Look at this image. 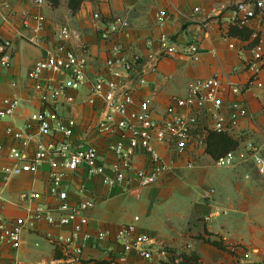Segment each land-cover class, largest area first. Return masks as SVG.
<instances>
[{
	"label": "crops",
	"instance_id": "crops-1",
	"mask_svg": "<svg viewBox=\"0 0 264 264\" xmlns=\"http://www.w3.org/2000/svg\"><path fill=\"white\" fill-rule=\"evenodd\" d=\"M242 1L245 0H45L39 5L35 0H0V43L11 44L10 67L0 65V103L6 98L21 100L17 113L0 126V146L4 148L0 155V215L9 223L27 221L21 248L16 251L6 245L1 247L0 264H151L135 251L126 253L116 243L119 228L133 223L135 217L140 218L141 233L169 249L170 262L166 264H184L181 255H195L199 264H264V166L256 162L257 157L264 161V90L250 85L252 75L248 70L255 61L254 32L259 33L264 46V9L258 10L259 16L249 27L242 28L236 23L237 6ZM160 13L165 15L162 25L156 20ZM95 15H100V20ZM41 16L45 21L38 31L35 18ZM116 18L129 22V35L117 34L103 40L101 34ZM63 27L72 32L67 40L70 49L77 53L87 49L89 82L80 91H69L57 103V112L77 122L73 142H96L105 161L115 160L107 151V141L87 138L102 116L103 103L91 105L88 100L95 80L108 75L107 62L116 47L129 60L140 57L141 70L147 66L148 55L159 51L163 35L181 46H198L199 62L180 53L167 56L160 61L156 73L145 76L144 86L137 81L128 84L136 103L150 101L159 119L173 97L187 95L190 83L211 77L240 87V95L228 91L224 100L226 105L238 103L248 112L230 135L238 144L232 168H218L216 159L203 151H192L182 159L159 146L162 156L176 163L175 169L138 196L108 188L101 179L89 178L84 169L68 174L63 190L71 202L87 199L96 203L85 214V231L92 239L79 262H74L73 252L57 241L58 237L69 236L71 227L58 229L29 220L33 208H52L56 204L49 197L50 166L45 164L38 173H24L9 180L2 172V168L16 164L8 157L10 149H20L31 157L40 141L50 140L41 138L38 125L31 121L33 114L49 101L44 100L29 74L49 52L58 49ZM150 41L152 47L148 45ZM261 76L264 79L263 73ZM48 78L55 84L65 80L63 73L52 72L44 74L40 83ZM199 123L200 132L211 125L207 112L200 116ZM8 128L30 136L29 146L23 147L21 141L9 136ZM56 140L62 137L56 136ZM187 160L195 161L193 169L185 167ZM135 166L148 168L150 160L141 154ZM211 189L216 191L215 196L203 200V194ZM34 193H40L42 199L34 202ZM175 203L179 205L174 208L171 204ZM98 232H108L110 236L100 241Z\"/></svg>",
	"mask_w": 264,
	"mask_h": 264
},
{
	"label": "built area",
	"instance_id": "built-area-1",
	"mask_svg": "<svg viewBox=\"0 0 264 264\" xmlns=\"http://www.w3.org/2000/svg\"><path fill=\"white\" fill-rule=\"evenodd\" d=\"M42 5L45 0H35ZM264 9L263 0H245L237 6L236 23L244 28L249 27L259 16L258 10ZM100 20V15H95ZM42 29L45 18H35ZM156 20L164 24L165 15L160 13ZM129 22L124 18H116L108 24L101 34L103 40H111L114 35H129ZM72 36L68 27H63L59 33L60 45L57 50L49 52L47 57L39 61L31 70L29 78L37 82V90L43 93L44 100L49 103L46 107L31 117V121L39 127V136L49 138L48 142L40 141L33 156L26 152L12 148L8 157L14 159L13 167H4L2 172L6 180L19 177L24 173H38L41 167L48 164L50 172L49 197L55 200L52 208L39 206L30 212L29 220L45 222L58 229L71 227L67 237H58L57 241L63 243L74 254V262L81 261L84 249L92 237L87 234V211L96 207L92 200H82L73 204L67 191L63 190V183L68 174L84 169L89 178L101 179L110 189H123L132 195L138 196L143 190L150 188L161 181L168 173L174 171L175 164L167 161L160 153L158 147L164 146L177 155L186 158L193 151L207 153L208 137L210 133L232 135L241 119L248 116L247 110L240 104L226 105L224 95L230 91L233 95H240L242 89L235 85H226L216 77L199 79L190 83L188 93L184 97H173L162 116L157 118L156 111L150 101L136 103L133 89L129 83L138 82L139 86L146 84L145 76L156 73L160 61L167 56L177 53L183 54L194 62H199V48L195 44L181 46L171 37L163 35L159 39L160 49L148 55L147 66L139 70L140 57L129 60L123 56V50L116 47L113 58L107 62V76L99 77L91 86L88 102L96 105L103 103V113L96 125L87 133V138L105 139L107 151L115 157L113 162L105 161L100 157L99 148L88 139L73 142L77 122L74 119H65L57 112V103L67 97L69 91H80L87 87L88 53L83 48L81 53L70 49L67 40ZM257 44L252 49L254 62L248 70L252 78L250 85L264 90V46L259 33H253ZM150 47L153 42L148 43ZM11 44L0 43V65L10 67L8 50ZM234 48V46H231ZM60 72L65 80L55 84L50 78L44 84L40 83L44 74ZM50 96V99L47 98ZM21 105L17 97L6 98L0 103V126L7 119L13 117ZM208 113L211 125L200 132L199 119L203 113ZM6 133L14 139L21 141L23 147H28L31 137L25 136L22 130L8 128ZM56 136L62 140L57 141ZM4 148L0 146V155ZM145 154L150 160V166L139 169L135 166L137 157ZM260 166H264L261 158H256ZM236 154L229 153L216 161V166L222 169L234 167ZM185 167L193 169L195 161L187 160ZM264 167L262 168L263 171ZM83 191V189H82ZM216 191H206L202 198L212 200ZM40 193L32 194L34 202L42 199ZM140 218L135 217L133 223L122 225L116 236V243L121 245L125 252L135 251L142 259L151 264H166L170 262L169 250L152 237L139 230ZM27 221L17 220L9 223L0 215V248L4 245L13 250L22 246V235ZM110 236L108 232H98L100 241ZM15 264H49L41 262H16Z\"/></svg>",
	"mask_w": 264,
	"mask_h": 264
},
{
	"label": "trees",
	"instance_id": "trees-1",
	"mask_svg": "<svg viewBox=\"0 0 264 264\" xmlns=\"http://www.w3.org/2000/svg\"><path fill=\"white\" fill-rule=\"evenodd\" d=\"M238 149V144L229 135L210 133L208 137L207 153L212 155L216 160L232 153ZM184 264H199V258L195 255H181Z\"/></svg>",
	"mask_w": 264,
	"mask_h": 264
},
{
	"label": "rangeland",
	"instance_id": "rangeland-1",
	"mask_svg": "<svg viewBox=\"0 0 264 264\" xmlns=\"http://www.w3.org/2000/svg\"><path fill=\"white\" fill-rule=\"evenodd\" d=\"M217 161V160H216ZM178 201V200H177ZM177 205H179V203H175L174 205H172L171 204V206H173L174 208L177 206ZM164 214V212L162 213V215ZM175 222H177V221H175ZM168 249V248H167ZM169 250V249H168Z\"/></svg>",
	"mask_w": 264,
	"mask_h": 264
}]
</instances>
